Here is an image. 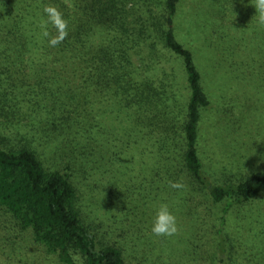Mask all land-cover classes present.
<instances>
[{
    "label": "trees",
    "instance_id": "16d2710c",
    "mask_svg": "<svg viewBox=\"0 0 264 264\" xmlns=\"http://www.w3.org/2000/svg\"><path fill=\"white\" fill-rule=\"evenodd\" d=\"M181 1L0 0V209L59 264H74L70 250L85 264H130L106 234L117 218L143 230L141 215L154 221L161 202L196 221L177 243L191 256L212 227L229 256L236 240L264 235V206L253 207L264 203V170L220 163L226 127L208 118L251 106L228 89L264 84V27L251 22L250 0H207L224 23L208 26L199 5L183 32ZM47 4L70 20L56 47L41 27ZM98 173L106 223L84 210L98 183L86 199L77 186ZM178 180L186 187L170 188ZM170 238L161 240L167 261L178 254Z\"/></svg>",
    "mask_w": 264,
    "mask_h": 264
},
{
    "label": "rangeland",
    "instance_id": "374dc122",
    "mask_svg": "<svg viewBox=\"0 0 264 264\" xmlns=\"http://www.w3.org/2000/svg\"><path fill=\"white\" fill-rule=\"evenodd\" d=\"M203 1L206 3L207 0L181 1L178 30L181 29L183 32L187 30L186 27L189 22V16L191 13L197 11L195 8H199V5L203 7L202 9L206 8L205 11L211 13L205 17L209 20L208 26L212 25L213 27V23H224L223 20H221L222 17L219 12L212 17L214 10L211 5L216 2L211 1L206 5ZM239 20H241L240 17ZM186 34L188 37L190 36L189 32H186ZM181 39L185 40L183 38ZM260 51H263V42L260 43L257 49V52ZM211 87L213 89L215 85ZM240 88L239 91L235 84V86L229 85L228 90L229 92L233 90L237 98L246 97L249 99V105L251 106H244L242 116L238 107L234 108L232 113H229L230 120L226 118V120L223 121L221 119V114L219 115L216 112H211V115H208V118L213 116V120L217 121L216 125L218 132L221 133L223 124L226 127L225 131L219 135L223 139L222 146H224V158L222 160L220 159V163L224 160L226 165H228L229 162H236L237 164L244 165L246 168L252 166L253 168L264 170V118L257 117V115L262 112L264 114V84H262V81L258 82V84L256 83L255 87L251 89L241 84ZM227 127H229V130ZM216 159L214 155L207 156V161L213 162L216 161ZM89 175H92L90 179L86 180V182L84 180H79L77 186H79L80 189L79 193L85 195L86 199L88 184L95 186V183H98V186H95L97 187V192H95L93 203L84 207V210L88 217L89 214L92 213L94 218L95 216L98 217L96 222H101L102 219L107 217L105 215H108V212L112 215V212L108 211L104 201L106 196L104 186L106 185L104 180L99 177L101 176L99 173ZM259 206H264L263 200L256 201L253 207L256 209ZM138 212H135V214L138 215ZM177 213L178 214H175L177 216L179 215L177 217L179 231L169 240V244H174L172 248H178V254L174 260H166L168 252L163 249V244L161 242V240L165 242L166 237H157L151 233L150 229L153 221H149V216L146 214L141 215L142 220L146 219V221H144L146 227H143V230L140 231L137 226H133L132 219H125L122 222L120 218H117L116 222L112 224L111 228L113 230H111L109 234H106L105 238L109 241L114 239L117 240L120 245L126 249L125 253L130 264H133L137 260L142 261L146 258L151 260L148 264H158L156 260H158V262H165V264H264V235L258 234V237L250 235L249 238H244L242 242L236 240L237 247L233 252V256H229V254L220 253V250H217L218 237L217 233H215L216 228L213 227L211 230L205 232V240H201L197 235L199 239L194 240L195 246L190 244V247L196 248V253L193 256L189 255V251L186 249V240L182 244L177 243L182 235L191 234L188 228L190 226L193 228V224H195L194 222L196 221L188 217L186 211H177ZM202 213L205 212L202 211ZM215 216L214 212V215L210 217V221H213ZM122 217L123 216H121V218ZM11 220L13 219L0 209V264H59L54 254L48 253L44 246L36 244L32 240L28 230L23 231L21 228L15 227V225L11 223ZM236 237H238V235H236ZM260 238L261 240L257 241ZM213 254L215 256H213Z\"/></svg>",
    "mask_w": 264,
    "mask_h": 264
},
{
    "label": "clouds",
    "instance_id": "9594fccd",
    "mask_svg": "<svg viewBox=\"0 0 264 264\" xmlns=\"http://www.w3.org/2000/svg\"><path fill=\"white\" fill-rule=\"evenodd\" d=\"M250 2L255 8V15L252 17L251 22L254 20L259 26L264 27V0H250ZM43 13L46 16V19L41 22V27L45 29L43 35L45 37H50L48 40L50 47H56L68 38L70 20L65 17V14L60 10L58 5H45L43 7ZM49 25L55 28V35H52L48 31ZM169 186L176 190H182L186 187V185L179 180L170 181ZM150 230L151 233L157 237H172L178 233L179 226L177 217L173 211L170 210L167 203L161 202L159 204ZM69 254L74 264H85L84 258L79 252L70 250Z\"/></svg>",
    "mask_w": 264,
    "mask_h": 264
}]
</instances>
